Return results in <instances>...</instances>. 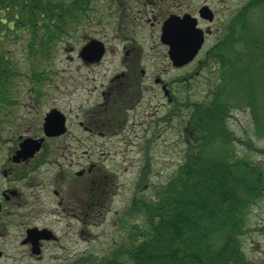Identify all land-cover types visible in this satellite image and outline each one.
Returning <instances> with one entry per match:
<instances>
[{
    "label": "trees",
    "instance_id": "obj_1",
    "mask_svg": "<svg viewBox=\"0 0 264 264\" xmlns=\"http://www.w3.org/2000/svg\"><path fill=\"white\" fill-rule=\"evenodd\" d=\"M97 2L0 0V113L13 103L19 76L39 86L50 78L55 47L85 40L84 30L100 21L91 18ZM247 6L249 17L238 18L196 60L210 76L206 98L180 102L183 114L175 99L176 110L170 108L182 119V162L148 199L127 209L118 243L69 264H264L249 258L241 243L249 213L263 197L264 170L238 156L237 138L226 127L234 110H247L254 135L264 137V0Z\"/></svg>",
    "mask_w": 264,
    "mask_h": 264
},
{
    "label": "rangeland",
    "instance_id": "obj_2",
    "mask_svg": "<svg viewBox=\"0 0 264 264\" xmlns=\"http://www.w3.org/2000/svg\"><path fill=\"white\" fill-rule=\"evenodd\" d=\"M250 1L252 0H179L178 6H172L171 0H141L140 6L143 2L145 4L140 7V11L143 13L151 8L157 10L159 6L160 13H170L176 11L171 10L172 8L183 9L188 5L196 11L200 5L207 4L214 12V18L211 23L198 20L200 28H210L202 50L197 56L196 60L199 61L208 47L221 42L223 34L238 18L240 20L249 17L246 15L249 14L247 4ZM97 9L101 12L100 4ZM102 23L101 26L96 25L84 30L85 35H89L88 38L100 39L108 48V59L106 58L99 67L88 68L83 65L77 55L81 45L65 49L63 48L65 43H59L51 58L50 68L53 72L48 80L39 86L22 76L15 80L13 103L0 113V168L6 162V157L17 138L29 135L33 127L41 124L43 114L51 108H56L64 114H71V120L74 121L75 115L81 112V109L87 110L91 107V102L97 98L100 85L105 84L112 73L121 69L117 65V59L109 61L115 47L122 45L138 47L145 57L144 60L142 58L141 64L147 72L143 106L148 114H141L139 120L142 124L132 126L128 132L133 137L127 141L134 142L131 146L124 149L121 143L116 141L117 138H113L110 142L115 140V146L110 149L95 148L97 150L83 151L84 159L81 166L86 168L87 160L95 162L94 169L100 171L99 175L102 173L97 179L110 181L112 195L109 201L104 200L101 206L105 208L104 213L102 209L98 218L92 221L85 205L90 201L92 194L99 193L101 189L92 192L94 185L88 183V178L96 177L94 171L79 178L77 196L82 198L84 203L82 231L79 222L60 214L52 194L53 187L49 185V180L57 175V170L59 171L57 178L64 180L63 186L68 185L71 178H75L74 172L81 167L42 165L37 168V173L32 175L34 179L32 188L25 186L23 182L25 180L11 184L0 172V190L10 187L19 190L21 194V200L12 210L11 217L2 221L5 227L0 233L2 251L0 264H69L72 261L66 259L74 260L80 255L85 258L90 254L97 256L105 253L112 242L118 243L119 238L116 234L125 233L118 225V218L123 216V212L130 207L127 211L129 213L132 204L148 199L152 190L164 183L182 162L185 152V145L181 141L182 119L180 115L169 112L171 105L167 103L159 87L150 81V77H156L152 74H158L164 83L169 84L171 97L178 101L179 109L180 102H199L206 98L208 93L206 89L210 81L208 70L199 67L197 62L184 68H173L167 58L166 47L159 42V27L151 25L146 20L136 22L132 29L128 28L126 20L118 21L107 17ZM119 34L122 36L121 39L116 38ZM104 74L107 75L103 77ZM176 80L178 83H175ZM173 108L176 110V104ZM182 110L188 111L185 108ZM179 112L181 113V108ZM127 122L130 123V120ZM226 127L232 136L239 140L235 141L238 156L260 164L264 170V137L254 135L248 111L234 110L226 120ZM73 130L78 131L76 128ZM60 142V139L50 141L49 159L57 158L59 150L55 147ZM39 183L41 186L36 187ZM64 189H67L68 194L69 187L66 186ZM67 197L70 195H67L66 199ZM130 221L133 219L130 218L127 228H124L127 232ZM136 224L141 225L139 222ZM32 225L49 228L58 237L56 242L45 244L43 257L39 260L29 256L28 249L20 245L25 226ZM241 243L243 252L249 258L264 259V193L259 201H255L249 213Z\"/></svg>",
    "mask_w": 264,
    "mask_h": 264
},
{
    "label": "flooded vegetation",
    "instance_id": "obj_3",
    "mask_svg": "<svg viewBox=\"0 0 264 264\" xmlns=\"http://www.w3.org/2000/svg\"><path fill=\"white\" fill-rule=\"evenodd\" d=\"M171 1L173 2L172 6L179 5V0ZM140 3L141 0H137L136 4ZM120 4H122V6L119 7L118 3L116 8L119 7V14L122 15L124 20H130L128 27L131 29L133 28L134 23L143 22L144 20L153 26L156 25L159 27L162 21L171 13L178 15L189 13L190 15H195L199 8L198 7L196 8V11H193L194 8L188 5L183 9H179V7L171 9H176V11L179 9L177 13L176 11L170 13H160L158 6L157 10L151 8L150 10L141 13L140 7L143 6L145 2H143L142 5L135 10L128 5H124V3ZM148 14H150V16H148ZM121 37L122 36L119 34L116 38L121 39ZM113 52L114 53L110 54L111 58H109V61H111V59L112 61L117 59V65L121 69L112 73L106 80L105 84L102 83L100 85L97 92V98L95 101L91 102V107L87 110L81 109V112L75 115L76 119H74V121L71 120V114H63L65 118V129L61 135L45 138L41 144V148L34 153L33 157L20 160L19 162H13V155L16 153L18 143L21 140V137L19 136L14 143L12 150L6 157V162L0 168L2 177L9 180L11 184H16L25 180L23 181L25 186L27 185V187L32 188L34 182L32 175L37 173V168H40L42 165H54L56 167H60L61 165L66 167H81L79 170L74 172L75 178H71L72 180L71 182H68V185L63 186L64 180L57 178L59 174L58 170L57 175L49 180V185H52L53 187L52 194L56 199V207L60 210V214H64V216H67L69 219L79 222L81 231L84 226V203L82 198L77 196V184L79 183V178L94 171L96 173V177L90 178L88 183L94 185V190L92 192H95L96 190L100 191L101 189L99 193H93L90 197V201L87 205H85L87 206V214L91 215L92 220L101 211V206L104 204V200L109 198L112 194L110 181L102 180V178L97 179L102 173L99 175L98 173H100V171L98 169H94L96 166L95 162L87 160L88 163L86 164V168L81 166L84 159L83 151L97 150L95 148L100 150L110 149L115 146V140L110 142L113 138H117L116 141L121 143V147L124 149L131 146L134 142L127 141L133 139V137L128 132H130L132 126L142 124V121L139 120L142 116L141 114H148V111H146L143 106L145 104L143 93L147 89L145 83L147 79V72L141 65L142 58L143 60L145 59L141 49L138 47L122 45L120 47H115ZM108 56V48L106 47L100 62L91 64L83 63V65L88 68L99 67L106 58L108 59ZM106 75L107 74H104L103 77ZM152 75H156V77H150V81L152 80L153 84L159 87L162 93L165 88L166 91H168L167 101L174 105L175 98L171 97L168 86L169 84L164 83L159 78L158 74ZM95 89H97V86H95ZM154 108L156 109V106ZM78 114H80V116ZM153 117L155 116H149V118ZM129 120L130 123L127 122ZM155 121H157V118ZM73 128H76L78 131L73 130ZM36 131H38V128L34 127L32 135L29 134L26 136L33 139L39 138L41 134L39 135V131L37 133ZM57 139L61 140L58 146L55 147L59 150V154L57 155V158L51 160L48 158L50 155V141ZM79 150L81 153H78ZM37 186L40 187L41 184L39 183L36 187ZM66 186L69 187L68 194L67 189H64ZM11 191H15V193L10 195ZM67 195H70V197H67L66 199ZM20 200L21 194L19 190L10 187H5L0 190V223H2V220L6 217H11L13 214L12 210L19 204ZM31 227L36 226H25L24 235L20 239V245L28 249L29 256L39 260L43 257L45 244L51 241L53 243L56 242L58 237L52 240H46L44 233L29 237L26 231ZM1 229L2 225H0V230ZM49 235L51 236L50 233L47 236ZM31 245L33 246L32 248ZM32 250H38L40 255H32Z\"/></svg>",
    "mask_w": 264,
    "mask_h": 264
},
{
    "label": "water",
    "instance_id": "obj_4",
    "mask_svg": "<svg viewBox=\"0 0 264 264\" xmlns=\"http://www.w3.org/2000/svg\"><path fill=\"white\" fill-rule=\"evenodd\" d=\"M198 16L207 21L213 19V13L207 5H203L198 10ZM160 42L167 46V54L172 66L181 67L189 63L198 53L204 41V31L197 27V19L188 13L181 16L171 14L162 23L160 29ZM103 45L98 40H91L84 45L79 52V56L85 62L98 61L103 53ZM63 118L56 109L50 110L44 117L43 132L45 136L59 135L63 132ZM42 139H24L20 143V149L16 152L18 161L20 157L31 156L39 149ZM37 230L31 229L28 236L40 235ZM45 233V229L38 231ZM1 254V253H0Z\"/></svg>",
    "mask_w": 264,
    "mask_h": 264
},
{
    "label": "bare ground",
    "instance_id": "obj_5",
    "mask_svg": "<svg viewBox=\"0 0 264 264\" xmlns=\"http://www.w3.org/2000/svg\"><path fill=\"white\" fill-rule=\"evenodd\" d=\"M117 4H118V3H117ZM117 4H116V5H117ZM117 6H118V5H117ZM121 6H122V4L119 3V7H121ZM113 14H114L117 18H122V15L119 14V13L113 12ZM122 14L124 15L123 12H122ZM91 40H92V39H90V38H86L85 41H84V43H85V44H88L89 42H91ZM2 221H4V220H2Z\"/></svg>",
    "mask_w": 264,
    "mask_h": 264
}]
</instances>
